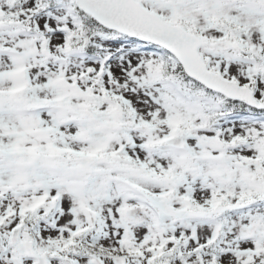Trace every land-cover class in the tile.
Listing matches in <instances>:
<instances>
[{
  "label": "snow or ice",
  "instance_id": "6c2138e0",
  "mask_svg": "<svg viewBox=\"0 0 264 264\" xmlns=\"http://www.w3.org/2000/svg\"><path fill=\"white\" fill-rule=\"evenodd\" d=\"M0 264H264V0H0Z\"/></svg>",
  "mask_w": 264,
  "mask_h": 264
}]
</instances>
